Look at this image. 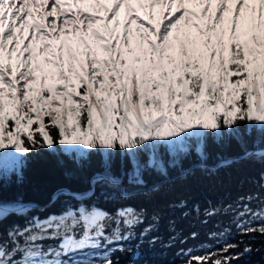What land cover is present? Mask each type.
Returning a JSON list of instances; mask_svg holds the SVG:
<instances>
[{
  "label": "snow or ice",
  "instance_id": "obj_1",
  "mask_svg": "<svg viewBox=\"0 0 264 264\" xmlns=\"http://www.w3.org/2000/svg\"><path fill=\"white\" fill-rule=\"evenodd\" d=\"M91 3L103 15L69 12V0H0V264H136L145 243L167 249L181 239L175 221L167 241L153 235L160 214L129 203L163 192L146 174L179 168L187 178L197 169L215 175L244 161L264 164L259 145L209 163L210 141L243 146L255 134L264 143V0ZM157 8L162 28L152 23ZM42 152L80 167L95 156L102 170L85 190L61 187L44 205L5 201L4 181L22 183L29 158ZM193 152L198 163L185 169ZM259 188L203 211L231 214L239 239H225L230 227L211 232L224 239L220 248L179 249V264H238L260 252L264 174ZM198 238L192 232L181 243Z\"/></svg>",
  "mask_w": 264,
  "mask_h": 264
},
{
  "label": "trees",
  "instance_id": "obj_2",
  "mask_svg": "<svg viewBox=\"0 0 264 264\" xmlns=\"http://www.w3.org/2000/svg\"><path fill=\"white\" fill-rule=\"evenodd\" d=\"M209 144L210 164H215L218 157H233L236 153H242L245 147L252 149L258 145L264 146L261 138L255 134L251 137H245L243 146L235 139H231L223 145H217L211 141ZM29 159L30 163L24 172L22 183H18L15 176L11 180L4 181L3 199L5 201L23 198V200H31L44 205L50 196L61 187H71L79 191L85 190L93 174L102 170L99 158L95 156L90 164H85L83 167L78 166L66 155L50 152H42ZM164 159L167 162L166 153ZM182 163L185 169L194 167L198 163L195 153L193 152L190 157L185 158ZM125 170L127 169L125 168ZM114 171L116 175L121 174L119 158ZM262 174H264V164L255 160L244 161L232 168L221 169L215 175H207L197 169L194 175L183 178L179 168H170L167 177L160 176L155 172L146 174L145 178L149 185L159 183L163 186V192L151 199L139 198L129 201V203L135 204L138 208L146 207L149 216L153 212L160 214L159 231L153 235L163 236L164 240L167 241L173 235L168 230L169 222L175 221L176 231L180 233L181 239L188 237L192 232H198L199 238L197 240L188 239L187 243H181V239H177L174 247L167 249L162 248L160 244L150 247L145 243L141 248V257L136 264H172L173 261L179 264L180 257L176 255L179 249L196 248L200 245L208 246L213 250L218 249L224 243V239H210L209 233H219L227 227L231 228V232L225 239L229 241L239 239L236 226L232 223L231 214H220L207 218L203 215V211L211 206L222 208L229 203H234L237 197L241 195L259 191ZM179 201H186L187 207L175 208L171 206ZM103 206L114 211L115 206L112 204ZM195 206H199L201 210L199 216L194 211ZM257 206L258 202L253 204V207ZM61 207L62 204H58L48 211H59ZM184 213L189 214L184 215ZM47 214V212L41 213L42 216ZM205 219L208 222L202 223ZM261 240L264 238H258L255 244L256 247L261 248V251L245 257L238 264H264V245H262ZM132 243L135 244L136 241H132ZM127 259L123 258L121 264H127Z\"/></svg>",
  "mask_w": 264,
  "mask_h": 264
},
{
  "label": "bare ground",
  "instance_id": "obj_3",
  "mask_svg": "<svg viewBox=\"0 0 264 264\" xmlns=\"http://www.w3.org/2000/svg\"><path fill=\"white\" fill-rule=\"evenodd\" d=\"M69 2L72 3V0H69ZM132 2L135 3V0H132ZM91 6H92L91 0H82V2L79 3V4L73 3L72 7L70 9H66V10L69 11V12H71L73 10H84V7H91ZM193 7H194V10L198 9V8H195V6H193ZM156 12H157V15H156L155 19H158L157 24L162 28L164 21H162V18L159 15L160 9L157 8ZM141 13L145 14L146 17H149V15L147 14L146 10L145 11H141Z\"/></svg>",
  "mask_w": 264,
  "mask_h": 264
},
{
  "label": "rangeland",
  "instance_id": "obj_4",
  "mask_svg": "<svg viewBox=\"0 0 264 264\" xmlns=\"http://www.w3.org/2000/svg\"><path fill=\"white\" fill-rule=\"evenodd\" d=\"M73 3H74V2H72V5H73ZM85 8H86V9H85ZM197 10H199V9H197ZM83 11H84L85 13H87V12H92L93 14L103 15V13L100 12L99 9L94 8L93 5H92L91 7H84V10H83ZM139 11H140V15L143 17L144 20H148V19H149V17H146L145 14H142V13H141V11H145V9H139ZM157 22H158V19H155V18L152 19V23L157 24ZM164 22H166V21H164Z\"/></svg>",
  "mask_w": 264,
  "mask_h": 264
},
{
  "label": "water",
  "instance_id": "obj_5",
  "mask_svg": "<svg viewBox=\"0 0 264 264\" xmlns=\"http://www.w3.org/2000/svg\"><path fill=\"white\" fill-rule=\"evenodd\" d=\"M242 153H236V155H233V157H237V156H239V155H241ZM25 201H31V200H25ZM31 202H34V201H31ZM35 203H37V202H35ZM38 204V203H37Z\"/></svg>",
  "mask_w": 264,
  "mask_h": 264
}]
</instances>
